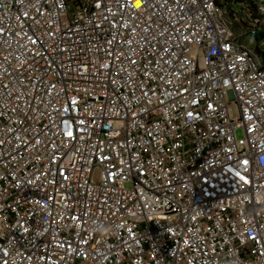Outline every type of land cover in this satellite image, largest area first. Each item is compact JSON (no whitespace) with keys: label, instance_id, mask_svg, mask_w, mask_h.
Here are the masks:
<instances>
[{"label":"built area","instance_id":"built-area-1","mask_svg":"<svg viewBox=\"0 0 264 264\" xmlns=\"http://www.w3.org/2000/svg\"><path fill=\"white\" fill-rule=\"evenodd\" d=\"M0 264H264V0H0Z\"/></svg>","mask_w":264,"mask_h":264},{"label":"rangeland","instance_id":"rangeland-1","mask_svg":"<svg viewBox=\"0 0 264 264\" xmlns=\"http://www.w3.org/2000/svg\"><path fill=\"white\" fill-rule=\"evenodd\" d=\"M243 41H244L246 44H248V45H252V46L255 45V43H254V38L251 37V36H249V35L245 36V37L243 38ZM236 134H237L238 137H241V136L243 135V130H242L241 128H238V129L236 130Z\"/></svg>","mask_w":264,"mask_h":264}]
</instances>
